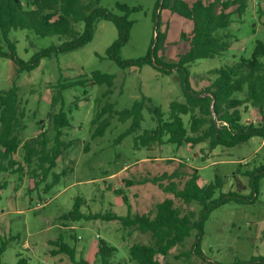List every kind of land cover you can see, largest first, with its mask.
<instances>
[{
  "label": "rangeland",
  "instance_id": "1",
  "mask_svg": "<svg viewBox=\"0 0 264 264\" xmlns=\"http://www.w3.org/2000/svg\"><path fill=\"white\" fill-rule=\"evenodd\" d=\"M116 2L141 7L129 16L133 23L129 40L120 49L121 58L146 55L157 31L166 35L158 50V55L166 62H175L178 55L188 49V40L182 33L190 31L192 21L168 9L154 15L156 0H100L102 6L122 15L115 6ZM246 2L247 8L241 18L232 13V22L215 31L218 36L228 35L225 40L229 47L219 55L200 58L188 65L192 88L203 89L215 77L216 68L231 63L239 55L250 56L256 42L264 41V14H261L264 0ZM116 37L113 22L99 19L89 42L71 51L43 57L30 71H19L11 59L0 56V91L10 88L13 82L19 88V109L24 111L23 123L26 125L20 132L23 140L45 131L52 141L54 131L48 113L57 112L60 107L59 102L52 103L58 81L89 80L95 70L114 75L112 91L105 96L103 93L108 90L105 83H79L63 90L64 109L71 107L72 111L69 113L70 126L63 129L62 138L71 143L57 159L53 171L60 172L63 168L69 171V167L73 168L72 171L63 174L47 190L46 184L51 182L52 176L35 186V177L29 173L31 166L24 167L21 177L19 172L11 170L0 172V183L7 181V186L0 189V245L6 243L1 255L3 263L17 264L20 254L28 259L29 264H75L65 246L74 249L76 260L82 258L98 264V242L103 239L117 248L113 263L136 264L129 259V247L134 242H150V233L132 230L129 234V228H124L120 220L90 218L89 215L100 213L106 216V212L125 215L127 206L122 195H126L132 214L148 212L169 197L183 213L193 211V219H196L200 209L197 202L184 203L146 180L163 173L177 171L179 177L170 176L161 182L168 184L174 180L179 186L195 169L200 184L212 181L217 174L223 178V186L214 197L235 190L237 182L242 187L241 193H250L248 177L243 172L264 162V137L253 136L235 146L218 145L213 150H209L204 142L194 146L163 142L136 147L134 137L144 129L156 126L155 118L146 108L142 110L143 119L138 132L122 136L131 120L119 121L117 112L129 108L142 95L159 106L165 118L169 114L170 101H182L184 97L175 68L162 73L148 64L120 67L109 58L107 49ZM9 38L15 43L17 56L24 61L43 48L60 43L56 35L39 36L32 30L21 28L10 30ZM74 101L77 102L76 108L73 107ZM106 101L114 104V112L104 133L93 137L99 123L91 120ZM183 118L187 123L188 115ZM242 118L257 124L260 115L249 106L242 111ZM14 157L23 164L21 146ZM115 189H120L122 194H116ZM77 198L81 199L79 210L84 216L73 219L68 212ZM195 233L196 229H193L183 244L172 247L165 256L158 255V264H233L252 256H264V177L260 180L255 202L230 201L210 212L203 225L200 253L194 249Z\"/></svg>",
  "mask_w": 264,
  "mask_h": 264
},
{
  "label": "trees",
  "instance_id": "2",
  "mask_svg": "<svg viewBox=\"0 0 264 264\" xmlns=\"http://www.w3.org/2000/svg\"><path fill=\"white\" fill-rule=\"evenodd\" d=\"M115 6L122 15L102 6L100 0H0V56L11 59L19 71H30L39 65L43 57L85 45L93 37L95 22L99 19L109 20L117 30L116 40L107 49L109 58L120 67H141L148 64L162 73H169L175 68L181 81L184 99L170 101L169 114L166 118L161 108L153 105L150 98L145 95L136 99L129 108L117 112L119 121L131 120L129 128L122 136L138 132L143 119V108L149 110L155 118V128L144 129L134 137L136 147H148L163 142L177 146L183 144L194 146L204 142L209 150H213L218 145L235 146L253 136L264 137V41L256 42L250 56L239 55L231 63L216 68L215 77L210 79L209 84L203 89L192 88L188 80V65L191 62L214 57L229 47L225 40L228 35L218 36L215 31L227 27L232 22V13L241 18L247 8L246 0H156L154 15L155 13L159 15L158 11L162 9H168L193 23L187 34L182 33L188 40V49L179 54L175 62H166L158 55V50L166 39L165 33L158 31L151 39L146 55L130 59L121 58L120 49L129 40L133 23L129 16L141 7L129 6L122 2H116ZM262 23L264 25V20ZM79 25H82L80 29ZM17 28L32 30L39 36L56 35L60 43L51 44L35 53L28 61H24L17 56L15 43L9 38V31ZM79 83H105L108 86V90L103 93L105 96L112 91L114 75L95 70L89 80L58 81L54 86L56 92L52 97V103L59 102L60 107L57 112L48 113L54 131L52 141L45 131L23 140L20 132L26 125L23 123L24 111L19 109L21 104L19 88L13 82L10 88L0 91V172L11 170L19 172L21 177L25 171L24 167L31 166L29 173L35 177V186L39 185V181L52 176L45 190L67 173L66 168L60 172L53 171L57 159L71 143L62 138L63 129L70 126L69 113L72 111L71 107L68 110L64 109L63 90ZM249 106L255 108L260 115L257 124L252 121L246 122L242 118V111ZM73 107H77L76 101ZM113 112L114 104L110 101H106L96 110L91 122L99 125L93 131V137L104 133ZM106 115L108 117L104 118ZM184 115H188L187 123ZM20 146L23 149V164L14 157ZM68 169L73 170L72 167ZM243 174L248 177L251 189L249 194L241 193L242 187L237 182L235 190L221 192L217 197H214L215 192L223 186V178L217 174L212 181L200 184L199 174L195 169L181 186L174 180L168 184L161 182L170 176L179 177L177 171L146 179L159 185L165 192L180 198L184 203L197 202L200 209L196 219H193V211L183 213L175 206L173 198L169 197L158 202L148 212L132 214L126 195H122L127 206L125 215L106 212V216L90 213L89 217L120 220L124 228H129L127 232L129 234L132 230L150 233V242H134L129 247V259L136 264H158L157 256H165L172 247L183 244L193 229H196L194 249L200 253L203 225L213 209L230 201L253 203L257 200L260 180L264 177V162L245 170ZM5 186L6 180L0 183V189ZM114 191L116 194H122L120 189ZM80 202V198L75 200L68 216L73 219L84 216L79 210ZM5 248L6 243L3 242L0 245V264H6L1 261ZM64 249L75 264H95L82 258L76 260L74 249L65 246ZM116 250V246L100 239L97 250L98 264H128L121 261L113 263L112 258ZM17 264L29 262L26 257L18 254ZM233 264H264V256H252L249 260H237Z\"/></svg>",
  "mask_w": 264,
  "mask_h": 264
}]
</instances>
